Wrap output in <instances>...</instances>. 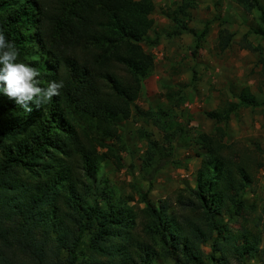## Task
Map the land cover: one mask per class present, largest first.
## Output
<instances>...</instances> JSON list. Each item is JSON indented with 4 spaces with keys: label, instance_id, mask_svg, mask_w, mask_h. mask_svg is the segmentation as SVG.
<instances>
[{
    "label": "trees",
    "instance_id": "16d2710c",
    "mask_svg": "<svg viewBox=\"0 0 264 264\" xmlns=\"http://www.w3.org/2000/svg\"><path fill=\"white\" fill-rule=\"evenodd\" d=\"M238 2L249 11L258 9L264 24L260 0ZM37 5V0L13 8L6 1L0 3V30L19 50V62L36 67L40 84L46 87L49 72L25 57V36L35 28L44 50L56 61L51 79L62 80L64 87L59 96L29 115L0 92V141L1 133L19 138L20 130L11 121L15 113L35 122L31 134L38 137L24 152L18 148L0 159V264H152L160 252L202 264L201 245L210 237L214 216L234 204L240 213L256 210L238 194L263 167V149L225 142L218 125L214 132L198 136L209 156L201 160L197 187L177 191V212H169L168 200L159 206L147 201L145 207L123 213L93 206L82 170L95 171L107 158L119 165V158L111 146L105 153L99 151L102 142L80 124L75 112L95 117L105 138L118 137V121L131 116L143 78L154 68V56L143 44L154 23V4L152 0H65L58 2L47 27L40 24V13L38 20L32 16ZM206 32L207 28L198 43ZM228 42L221 37L222 47ZM241 97L243 103L252 101L249 89ZM167 163L160 160L150 180ZM260 211L264 216V206ZM243 216L241 229L214 243L221 252L220 264L260 250L264 253L257 223L252 227V216ZM90 228L88 252L81 253L82 235ZM19 255L28 260L22 262Z\"/></svg>",
    "mask_w": 264,
    "mask_h": 264
},
{
    "label": "rangeland",
    "instance_id": "374dc122",
    "mask_svg": "<svg viewBox=\"0 0 264 264\" xmlns=\"http://www.w3.org/2000/svg\"><path fill=\"white\" fill-rule=\"evenodd\" d=\"M4 1L10 8L27 2L0 0V3ZM62 1L65 0H37L33 18L38 20L40 13L39 22L47 27L58 2ZM152 2L154 23L143 44L154 56V68L143 78L142 91L132 103L131 116L118 121V137L105 138L95 117L80 110L75 112L80 124L102 142L99 151L105 153L111 146L119 158V165L107 158L95 171L81 168L89 185V202L110 213L143 208L147 201L159 206L162 200H168L170 213L177 212V191L197 187L201 160L209 156L198 142V136L214 132L218 125L223 127L225 142L262 148L264 160V24L260 11H249L238 0ZM260 2L264 5V0ZM205 28L207 32L198 43ZM221 37L229 39L226 47L220 44ZM25 47L26 59L43 66L49 72L45 75L46 83L51 82L56 61L44 50L35 28L26 34ZM245 88L251 94L249 103L242 101ZM30 106L34 109L32 112L42 109H35L34 104ZM212 116H219L220 120ZM28 118L13 115L11 121L15 120L14 126L20 135L11 139L1 133L4 139L0 141V159L14 154L18 148L24 152L30 143L36 144L38 137L31 134L35 122ZM164 159L168 163L150 180L151 170ZM238 195L245 205L254 204L256 210L240 213L234 204L216 214L210 237L201 245L202 264H220L221 252L214 243L223 240L227 232L241 229L245 214L246 218L252 216V227L257 223L262 232L260 246L264 248V216L260 211L264 206V165ZM139 221L138 230L141 229ZM92 233V228L83 233L81 253L88 252ZM19 258L22 262L28 260L25 255ZM262 260L264 253L260 250L253 256L230 258L229 262L261 264ZM152 264L194 262L160 252Z\"/></svg>",
    "mask_w": 264,
    "mask_h": 264
},
{
    "label": "clouds",
    "instance_id": "9594fccd",
    "mask_svg": "<svg viewBox=\"0 0 264 264\" xmlns=\"http://www.w3.org/2000/svg\"><path fill=\"white\" fill-rule=\"evenodd\" d=\"M39 70L29 63L19 62V50L13 42L7 40L0 30V92L16 105L31 113L48 104L53 97L60 95L64 82L51 81L41 86Z\"/></svg>",
    "mask_w": 264,
    "mask_h": 264
}]
</instances>
